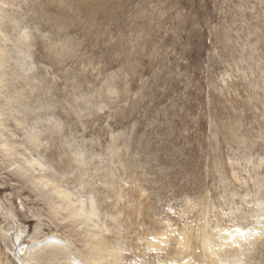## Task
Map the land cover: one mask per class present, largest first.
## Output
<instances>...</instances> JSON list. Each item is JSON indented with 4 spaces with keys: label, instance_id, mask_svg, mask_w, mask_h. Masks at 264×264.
Listing matches in <instances>:
<instances>
[{
    "label": "rangeland",
    "instance_id": "obj_1",
    "mask_svg": "<svg viewBox=\"0 0 264 264\" xmlns=\"http://www.w3.org/2000/svg\"><path fill=\"white\" fill-rule=\"evenodd\" d=\"M0 33V257L54 236L81 259L44 172L123 253L165 232L204 264L250 229L239 264H264V0H0Z\"/></svg>",
    "mask_w": 264,
    "mask_h": 264
},
{
    "label": "bare ground",
    "instance_id": "obj_2",
    "mask_svg": "<svg viewBox=\"0 0 264 264\" xmlns=\"http://www.w3.org/2000/svg\"><path fill=\"white\" fill-rule=\"evenodd\" d=\"M0 35L2 36V33H0ZM1 51H3V49ZM18 69H20V68H18ZM13 72H16V71H13ZM2 82H3L2 79H0V86L3 85ZM28 137L32 138L30 135ZM34 137H35V135H34ZM36 137H37V135H36ZM36 140H34V138H33V140L31 139L30 142L31 141L35 142ZM2 141L3 142L2 143L0 142V143L5 148L8 141L7 142H5L4 140H2ZM0 149H1V147H0ZM7 151L9 152V149H7ZM5 154H8V153L6 152ZM11 155H14V154H11ZM30 157H31V159H25V163L27 165H30V167H31V165H32V167H34V165H36L37 167L40 168V170L45 171V169L42 167L43 164H41L37 161L38 159L34 160L32 158V156H30ZM23 168H26V167L23 166ZM47 168L48 167H46V169ZM36 172H38V171L36 170ZM35 173H33V175ZM32 178L34 179V185H36V187H38V188L42 187V186L48 187L49 188L48 191L50 193H53V195H55V197L61 201L62 205L57 206V207H60V208L62 207V209L66 211V217L70 221L71 225L75 226L74 229L76 228V231H79V229H81L80 230L81 232L84 231L83 235H85L84 237H86V240H84L85 241L84 245L85 246L87 245V247L85 248L82 257L80 255L81 259L80 260H74L73 258L68 256V246L71 244L72 241L69 238L68 239L66 238V240H61V239L55 238L54 236H51V237H47V238L43 239L42 241H39L38 243H35L33 245L28 246L26 250L22 249L21 252H19V253L15 252V256H16L17 261H19V264H150L151 262L155 261L156 259H157L156 261H158V262L151 263V264H169L168 261L167 262L165 261L166 259L167 260L168 259H174V261H173L174 264L175 263L181 264V263L177 262V260H181V247L179 246V248H178L176 245H174V247L168 246L167 245L168 236L163 235V234H165V232L161 233V235H159V236H157V235L154 236L150 240L148 239L149 237L147 238L145 236L146 238L144 237L143 243L134 244L135 247L138 248L137 253L133 250H131V252H129L130 254L123 253L122 250L124 248L122 247V245H123L122 242L124 243V247L126 245H128L125 248L127 250L129 249V247L130 248L132 247V244L130 242H128L127 240H122V238L124 236L120 235L121 234L120 231L112 233L113 235L110 234L113 236L112 238H115L114 243L110 242L109 238L107 236H105V235H109L110 231L107 232L106 231V230H108L107 228H105L103 230V228L106 226L104 225L102 220L99 218V215L97 213V208H96L92 198H89V204H87L88 206H86V204H84L83 200H79V201L74 200L73 199L74 194L70 193L68 191V189H66L60 183L57 184L58 183L57 180L54 181V180H50V178H46V176L44 175V172H43V174H42V172H40L37 177H35V178L32 177ZM59 181L61 182V180H59ZM113 188H114V186H113ZM112 190H110V191H112ZM41 195H43V194L41 193ZM36 197H37V195H36ZM126 202L127 201H125V203ZM144 208L146 209L147 207H144ZM138 209H140L139 206H138ZM114 210H115V208H114ZM152 218H153V216H152ZM136 222H138V221H136ZM149 223H151V222H149ZM71 228H72V230L67 229L66 232L70 233V231L74 230L73 227H71ZM96 228L100 229L102 231L101 232L96 231ZM92 229H95V230H92ZM22 230H23V228H19L17 230L16 235H15L16 238H18L20 236V233L22 232ZM90 230H92V231H90ZM249 230L244 231L243 234H241L240 233L241 231L238 230L236 232L229 234L227 237H225L226 239L224 242L226 244V247L229 246V249L226 252L223 251V249H222L223 247L222 248L219 247V248L215 249L214 248L215 244L212 245L213 244L212 242H214V241H212V238L207 237L206 242L204 244V248H203V252L205 253L204 254V257H205L204 264H229L228 260L229 259L232 260L231 258H229L230 256H233L232 257L233 258L232 263L234 262V264H235L234 259L237 256H239V254L242 256L244 253V252L240 253L241 249L239 252H236L235 249L237 250V248L239 249V248L243 247L242 243L245 242L246 239L248 238V233L250 236H252L250 234ZM76 231L74 230L75 233H77ZM104 231L106 232V234L104 233ZM255 232L258 235L260 234L258 231H254V233ZM188 233H189V229L187 228V230H185L186 240H187ZM196 233H197V231H196ZM197 235L199 237L198 233H197ZM126 238H129V236H127V237L125 236L124 239H126ZM217 238L220 239L219 237H217ZM21 241H22V239H21ZM180 242H181V239H180ZM233 244H235L236 246L238 245V247L233 246ZM218 246H221V245H218ZM154 249H155V251H154ZM15 250H17V248H15ZM169 252L170 253L173 252V253H172V256L170 258H167V257H169V254H170ZM23 255H24V257H23ZM133 255H135L134 257L139 258V260H136V261L131 260ZM221 256H223V257H221ZM159 257H164V260L159 259ZM237 258L238 259H236V261H238L237 264H239L241 257L239 256ZM9 259H10L9 255L6 252H4L3 257H0V264H16L13 260H9ZM226 260H227V263H226ZM229 262H231V261H229ZM232 263H230V264H232Z\"/></svg>",
    "mask_w": 264,
    "mask_h": 264
}]
</instances>
